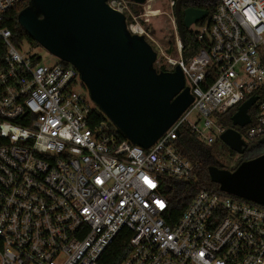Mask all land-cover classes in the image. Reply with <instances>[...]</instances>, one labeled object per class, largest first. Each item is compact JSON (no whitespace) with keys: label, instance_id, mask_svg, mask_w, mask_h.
<instances>
[{"label":"built area","instance_id":"built-area-1","mask_svg":"<svg viewBox=\"0 0 264 264\" xmlns=\"http://www.w3.org/2000/svg\"><path fill=\"white\" fill-rule=\"evenodd\" d=\"M22 2L0 0V264H98L124 229L121 264H264V206L202 187L169 224L163 195L167 180H194L177 151L180 127L211 146L226 130L217 118L255 97L237 131L247 146L264 138V0H215L190 27L198 50L174 66L193 101L147 150L88 126L93 105L73 67L17 50L2 22ZM107 3L153 42L143 22L157 13Z\"/></svg>","mask_w":264,"mask_h":264},{"label":"water","instance_id":"water-1","mask_svg":"<svg viewBox=\"0 0 264 264\" xmlns=\"http://www.w3.org/2000/svg\"><path fill=\"white\" fill-rule=\"evenodd\" d=\"M127 1L137 6L147 2ZM185 2L176 0L173 8L181 45L183 29L208 16L197 9L181 13ZM17 24L38 46L78 72L91 104L133 146L150 148L193 101L179 67L158 71L157 53L142 36L127 30L125 16L107 0H28ZM255 100L251 97L237 108L232 127L219 137L238 156L247 145L236 128L250 122L248 111ZM207 172L221 192L264 206V154L237 160L231 171L211 166Z\"/></svg>","mask_w":264,"mask_h":264},{"label":"trees","instance_id":"trees-1","mask_svg":"<svg viewBox=\"0 0 264 264\" xmlns=\"http://www.w3.org/2000/svg\"><path fill=\"white\" fill-rule=\"evenodd\" d=\"M28 0L23 2L7 12L2 22V26L7 27L11 32V41L17 50L23 52V47L38 48L39 46L18 26L17 15L27 6ZM132 4V3H131ZM132 6H137L132 4ZM213 9V8H212ZM210 10L209 15L212 12ZM198 50V43L194 32L190 29H183V44L182 54L184 58L191 57ZM33 55L36 62H40V57L37 54L28 52ZM60 66L70 67L69 64L58 61ZM158 71H167L164 68L157 69ZM234 114V110L225 114L222 117L217 118L218 123L229 129L232 127L231 117ZM87 124L90 128L95 126L105 125L109 132L119 139L124 140V137L110 124V122L104 117V115L94 106L90 109V113L87 116ZM242 132L244 129H239ZM108 132V133H109ZM216 144L207 146L199 142L193 134L190 133L188 127L182 126L179 128V134L176 139V147L178 154L188 160L195 167L194 180L191 183L180 184L173 181H166V190L163 195L168 203V209L166 211V219L169 224H173L180 217L181 213L187 208L192 198L198 193V190L202 187L217 188V186L210 182L208 177V168L215 166L218 168H224L232 170L227 166L216 160L215 153H213ZM221 147L223 145L221 144ZM225 148V147H223ZM264 153V146L257 145V142L249 144L240 156L242 161L251 160L260 154ZM231 155H235L231 152ZM132 234L130 231L122 230L113 242L106 248L98 260V264H121L129 253V242Z\"/></svg>","mask_w":264,"mask_h":264},{"label":"rangeland","instance_id":"rangeland-1","mask_svg":"<svg viewBox=\"0 0 264 264\" xmlns=\"http://www.w3.org/2000/svg\"><path fill=\"white\" fill-rule=\"evenodd\" d=\"M171 1L172 0H153L147 5L144 4L142 7L131 6V9L136 11V13L148 12L149 14H158L155 17L144 18L145 22H143V25L145 27H148L151 31L150 38L153 42H150V40H146L147 43L150 46L154 45L155 47H157L162 54V56L158 54L156 63L154 65L155 68H164L167 71H170L175 67L174 62L178 60L179 57L184 58L182 54L180 37L175 24V19L172 13V9L169 7V3ZM23 52L37 54L40 57V62L42 65L53 66L59 61L57 58L51 56L40 46L38 48L34 47L32 49L24 46ZM76 91L85 94L87 93L82 84H78ZM86 95L88 96V94ZM216 143L217 145H215L213 150V153H215L216 156V160L230 169L233 168L236 160L239 159L238 155L234 152L233 153L235 155H231L232 151L220 140H218ZM221 144L225 148L221 147Z\"/></svg>","mask_w":264,"mask_h":264},{"label":"flooded vegetation","instance_id":"flooded-vegetation-1","mask_svg":"<svg viewBox=\"0 0 264 264\" xmlns=\"http://www.w3.org/2000/svg\"><path fill=\"white\" fill-rule=\"evenodd\" d=\"M174 1H176V0H174ZM185 1H186L185 3H181V6H180L181 13L185 9H197V10L206 11L207 14L209 15L210 10L213 8L214 3H215V0H185ZM257 145H263L264 146V143H257ZM262 154H264V153H262ZM262 154H260V155H262ZM238 157L240 159V156H238Z\"/></svg>","mask_w":264,"mask_h":264},{"label":"crops","instance_id":"crops-1","mask_svg":"<svg viewBox=\"0 0 264 264\" xmlns=\"http://www.w3.org/2000/svg\"><path fill=\"white\" fill-rule=\"evenodd\" d=\"M171 71V70H170ZM215 144V143H214Z\"/></svg>","mask_w":264,"mask_h":264},{"label":"snow or ice","instance_id":"snow-or-ice-1","mask_svg":"<svg viewBox=\"0 0 264 264\" xmlns=\"http://www.w3.org/2000/svg\"><path fill=\"white\" fill-rule=\"evenodd\" d=\"M151 186V185H150Z\"/></svg>","mask_w":264,"mask_h":264}]
</instances>
